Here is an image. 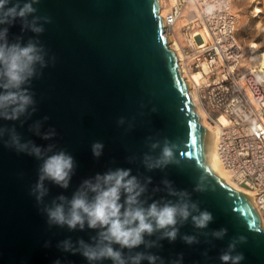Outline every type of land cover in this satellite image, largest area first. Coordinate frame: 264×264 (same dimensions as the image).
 I'll use <instances>...</instances> for the list:
<instances>
[{"label": "water", "instance_id": "1", "mask_svg": "<svg viewBox=\"0 0 264 264\" xmlns=\"http://www.w3.org/2000/svg\"><path fill=\"white\" fill-rule=\"evenodd\" d=\"M158 6V0H41L34 5L37 15L49 16L52 23L45 24L44 33L37 37L30 31L21 34L17 21L9 30V41L17 35H23L24 43L39 39L48 58L55 56V63L50 62L31 83L38 108L32 118L23 126L19 121H0V125L15 126L23 140L43 147L54 143L73 156L76 168L69 188L46 181V203L61 194L70 198L83 180L97 173L131 169L142 181L151 177L147 197L175 199L167 197L164 189L162 181L168 180L213 215L203 230L189 220L174 242L161 241L163 247L152 249L153 253L166 262L183 253V264H222L219 256L229 241L244 235L247 243L237 247L245 257L241 264H264V224L251 197L230 187L207 164L208 130L198 121L188 80L181 74L168 35L163 34ZM45 116L48 120L41 131L56 130L48 141L29 131L30 124ZM121 116L125 124L118 127ZM165 138L175 145L177 162L148 171L142 163L144 153L156 156L160 151H151L149 143L162 144ZM94 142L104 145L99 158L92 154ZM40 163L0 142V264H54L57 259L61 264H88L82 256L62 252L56 245L69 238L89 241L95 233L87 228H49L29 195ZM198 181L205 191L194 190ZM157 187L161 191L153 193ZM221 228L227 229L224 239H212L210 233ZM183 235H196L200 243L189 246ZM46 242L50 246L45 247ZM205 251L207 256L202 255Z\"/></svg>", "mask_w": 264, "mask_h": 264}, {"label": "clouds", "instance_id": "2", "mask_svg": "<svg viewBox=\"0 0 264 264\" xmlns=\"http://www.w3.org/2000/svg\"><path fill=\"white\" fill-rule=\"evenodd\" d=\"M40 2L0 0V121H19L23 126L32 118L38 108L31 83L43 74L42 70L50 62L55 63V56L48 58V51L39 39L29 38L24 43L23 35H17L13 42L9 41V30L17 21L20 22L21 34L30 31L37 37L44 33L45 24L52 23L49 16L37 15L38 9L34 5ZM216 7L208 5L205 13L211 16ZM47 120L45 116L42 120L34 121L29 125V131L43 140H52L56 136L54 128L41 131ZM116 124L118 127L123 126L125 117H119ZM148 140L152 141V138ZM0 142L8 149L41 162L37 170L38 179L31 186L29 195L40 206L49 228L66 226L70 231H84L87 228L95 233L89 241L81 238L73 242L69 238L56 245L62 252L82 256L88 264H102L103 261H110L111 264H143L144 261L147 264H183V253L166 262L151 250L162 248L161 241L174 242L180 234V228L189 220L199 230L206 229L213 221L211 212L202 210L198 203L191 200L190 193L175 189L168 180L162 181L164 189L167 197L175 199L147 197L151 177L142 181L132 174L131 169L125 168L97 173L83 180L70 198L61 194L46 203L45 197L49 194L46 181L62 189L69 188L76 168L73 156L63 149H57L54 143L43 147L31 139L23 140L15 126L0 125ZM148 146L153 152L160 149L156 156L144 153L142 163L148 171L164 169L177 162L175 145L167 138L162 144L154 141ZM103 148L102 143L94 142L91 146L93 156L99 158ZM129 159L131 161L135 157ZM205 177L203 174L200 179ZM194 190L203 192L205 188L198 181ZM160 191L159 187L152 189L153 193ZM210 235L214 240H223L227 229L213 230ZM154 236L156 239H149ZM181 239L189 246L200 243L196 235H183ZM206 243L211 241L206 240ZM245 243L247 237L244 235L230 240L227 249L219 256L222 264H241L245 257L237 251V247ZM48 246L50 242L45 243V247ZM141 247L143 251H136ZM202 255L207 256V251ZM54 264H61V261L57 259Z\"/></svg>", "mask_w": 264, "mask_h": 264}, {"label": "built area", "instance_id": "3", "mask_svg": "<svg viewBox=\"0 0 264 264\" xmlns=\"http://www.w3.org/2000/svg\"><path fill=\"white\" fill-rule=\"evenodd\" d=\"M208 5L217 6L211 16L205 13ZM162 18L163 34L174 37L168 44L181 74L192 77V103L217 127L218 159L251 192L264 219V79L244 62L247 52L231 0H175Z\"/></svg>", "mask_w": 264, "mask_h": 264}, {"label": "rangeland", "instance_id": "4", "mask_svg": "<svg viewBox=\"0 0 264 264\" xmlns=\"http://www.w3.org/2000/svg\"><path fill=\"white\" fill-rule=\"evenodd\" d=\"M173 1L161 0L159 9L161 15ZM231 2L238 17L237 36L247 52L244 62L251 67L259 62V57L258 51L250 53V42L255 41L257 43L255 49L264 48V0H231ZM255 5L260 7V12L254 11Z\"/></svg>", "mask_w": 264, "mask_h": 264}, {"label": "bare ground", "instance_id": "5", "mask_svg": "<svg viewBox=\"0 0 264 264\" xmlns=\"http://www.w3.org/2000/svg\"><path fill=\"white\" fill-rule=\"evenodd\" d=\"M175 0L172 3H174ZM161 0H158V14L162 17V15L159 12L160 9V5H161ZM168 7V6H167ZM233 8V7H232ZM161 11V10H160ZM254 11H256L257 13L261 11L260 7L258 5H255L254 7ZM162 12V11H161ZM169 37V41L170 44L175 43L173 42L174 37L173 36H168ZM172 40V42H171ZM168 41V42H169ZM176 44H174L172 47H176ZM257 46V43L255 41H251L249 44L250 47V53H254L256 51H258V57H259V62L257 64H254L253 66H248V68H252L253 73L256 76H260L261 79H264V75H262V73H264V48L261 49H255V47ZM183 76L185 79L188 80V88L190 87V83L192 81V77L190 76V74H186L183 73ZM197 74L194 73L193 77H196ZM190 91V90H189ZM190 97H191V101H193V93H191V91L189 92ZM194 105V109L197 113V115L200 117L198 119L199 123L208 130V140H207V164L208 166L223 180L225 181L230 187L240 191V192H244L246 194H248L251 199L253 200L252 194L250 191H248L246 188L240 186L239 184H237L234 180H232V178L230 177V175L228 174V172L225 170V168L222 166L220 160L218 159L217 153H216V134H217V127H215V124L213 123V121L210 119V117H208L206 115V113L195 103ZM257 212L259 213V216L261 218L262 224H264V219H262V216L260 215V211L257 208V206L255 205Z\"/></svg>", "mask_w": 264, "mask_h": 264}]
</instances>
